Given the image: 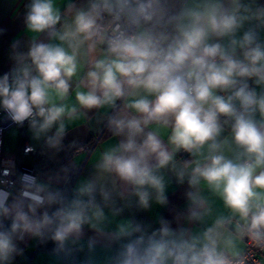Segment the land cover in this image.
<instances>
[{"label":"clouds","instance_id":"9594fccd","mask_svg":"<svg viewBox=\"0 0 264 264\" xmlns=\"http://www.w3.org/2000/svg\"><path fill=\"white\" fill-rule=\"evenodd\" d=\"M24 9L28 38L10 44L0 111L27 124L35 143L25 155L82 151L64 141L93 112L117 140L71 187L74 162L41 179L3 161L0 264L26 258L29 241L51 243L56 264H247L244 245L264 249V2L28 0ZM173 180L187 185L184 209L158 216V227L137 219L169 206ZM205 188L227 214L213 216Z\"/></svg>","mask_w":264,"mask_h":264},{"label":"crops","instance_id":"0c3cea01","mask_svg":"<svg viewBox=\"0 0 264 264\" xmlns=\"http://www.w3.org/2000/svg\"><path fill=\"white\" fill-rule=\"evenodd\" d=\"M28 3V0H0V29L6 31L0 35V76L5 72H8L12 67V62L9 59L10 44L15 39L25 41L28 36L25 31L24 25V5ZM106 110L101 109L100 112L104 113ZM89 119L84 118L75 122L70 128L73 130L80 126H86L89 131V139L86 143L82 144L83 150L80 152H61L55 159H48L46 156L40 155L39 146L35 153H30L28 156H21L20 160L32 165L37 174L41 175V179H47L48 175H51L58 170L61 165L68 162H74L80 169L77 173L72 186L80 176H86L88 172L92 170L93 164L106 147L116 143L117 138L112 137L106 130H102V124H98L97 115L95 112L90 113ZM29 143H35L31 139V134L28 131ZM162 135L167 138V130H162ZM19 129L16 126H11L5 130L2 142V153L5 156H14L18 150ZM179 156L187 159L188 154L180 153ZM187 189V185H177L173 180L168 188V197L170 204L168 207H161L153 205L152 209L147 212H136L135 216L139 220H143L148 223H152L153 227H158L155 222L158 216H164L165 218L172 220L174 211H182L186 205L184 193ZM204 195L208 198L211 206L213 216L227 214V209L224 207L223 202L219 197L204 189ZM125 216H130L132 213L125 212ZM173 227H176L173 222ZM87 235H92L90 231ZM24 247V245H22ZM53 247L51 243L47 246H36L35 242L29 241L25 249V257H18L15 264H56L54 258L50 255V249ZM245 247V245H244ZM100 255L103 252L100 251ZM84 254H80V259H83Z\"/></svg>","mask_w":264,"mask_h":264},{"label":"built area","instance_id":"2783aa9c","mask_svg":"<svg viewBox=\"0 0 264 264\" xmlns=\"http://www.w3.org/2000/svg\"><path fill=\"white\" fill-rule=\"evenodd\" d=\"M264 2V0H262ZM11 126H16L15 124L11 123L9 121L3 111H0V174H2L3 169L5 167L3 161L9 157H12L15 159L16 166L18 167V170L20 172H26L31 174H37L34 167L29 164H25L20 160L21 156H28L25 155V148L26 146L30 145L29 143V136L27 133V124H25L24 127H18L19 129V140H18V150L17 153L14 156H5L2 153V142H3V135L6 129H8ZM77 175V174H76ZM76 175L72 177L71 185L72 186ZM245 250L247 253V264H264V249L257 248L255 245L251 243H247L245 245Z\"/></svg>","mask_w":264,"mask_h":264},{"label":"water","instance_id":"95a60500","mask_svg":"<svg viewBox=\"0 0 264 264\" xmlns=\"http://www.w3.org/2000/svg\"><path fill=\"white\" fill-rule=\"evenodd\" d=\"M89 139V131L86 126H80L73 130H70L68 135L65 138V144L70 143L73 140L79 142L80 145L86 143Z\"/></svg>","mask_w":264,"mask_h":264}]
</instances>
